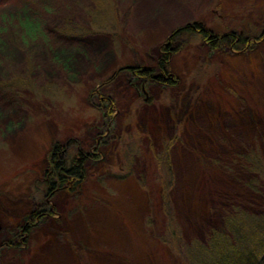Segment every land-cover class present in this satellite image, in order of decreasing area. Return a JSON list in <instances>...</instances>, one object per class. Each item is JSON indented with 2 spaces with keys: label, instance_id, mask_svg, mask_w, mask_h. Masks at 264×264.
<instances>
[{
  "label": "rangeland",
  "instance_id": "374dc122",
  "mask_svg": "<svg viewBox=\"0 0 264 264\" xmlns=\"http://www.w3.org/2000/svg\"><path fill=\"white\" fill-rule=\"evenodd\" d=\"M101 1L0 0V264H186L230 218L242 234L264 214V38L233 52L183 36L173 87L124 70L192 22L258 32L264 0ZM95 90L114 109L100 147ZM68 139L100 159L78 194L45 197L46 156Z\"/></svg>",
  "mask_w": 264,
  "mask_h": 264
},
{
  "label": "trees",
  "instance_id": "16d2710c",
  "mask_svg": "<svg viewBox=\"0 0 264 264\" xmlns=\"http://www.w3.org/2000/svg\"><path fill=\"white\" fill-rule=\"evenodd\" d=\"M93 1L102 2L101 0ZM261 20L258 32L252 31L253 29H238L224 34L215 33L213 30H205L199 21L192 22L172 32L167 41L160 47L158 57L152 67L142 68L134 66L124 70L131 75L146 78L149 83L173 87L176 81L170 72V61L183 46L185 47L188 44L187 39L183 38V36H200L204 45L211 51L230 49L233 52H252L257 47L258 42L264 38V8ZM23 84L25 85V83H20L19 81L12 86H23ZM2 88L0 87V89ZM94 92L98 94L97 90ZM97 108L101 112L100 127L102 128L98 133L96 144L100 147L104 143L108 144L107 140L102 141L100 134L105 133L111 124L114 112L113 102L99 96V106ZM76 141L77 139H68L65 143L56 142L52 144L46 156V166L40 175L41 184L45 188V197H52L62 190L69 195L78 194L81 190V185H83L87 177L86 163L88 161L97 162L100 159L99 152L94 153L77 149ZM71 148L76 149L73 154H71ZM166 149L167 146L164 148L165 152H167ZM37 184L40 183L36 181L32 183L34 187ZM164 201L167 200L164 199ZM48 214L50 213H48L47 209L31 210L28 215V221L21 227L23 232H21L20 236H27L32 230L34 222L46 218ZM236 217L230 218L227 222L228 235L227 233H216L210 237L209 246L198 245L192 247L189 255L183 256L186 264H264V214L246 218L248 222L245 229H242L244 230L242 234L241 230L230 227V223L234 221L232 219ZM15 242L20 245V241Z\"/></svg>",
  "mask_w": 264,
  "mask_h": 264
}]
</instances>
